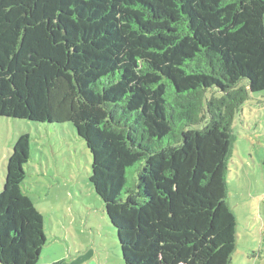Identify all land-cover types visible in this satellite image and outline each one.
<instances>
[{
	"label": "trees",
	"instance_id": "1",
	"mask_svg": "<svg viewBox=\"0 0 264 264\" xmlns=\"http://www.w3.org/2000/svg\"><path fill=\"white\" fill-rule=\"evenodd\" d=\"M262 91L264 0H0V117L72 124L124 264H232V127ZM30 155L23 136L0 264H38L48 243Z\"/></svg>",
	"mask_w": 264,
	"mask_h": 264
},
{
	"label": "rangeland",
	"instance_id": "2",
	"mask_svg": "<svg viewBox=\"0 0 264 264\" xmlns=\"http://www.w3.org/2000/svg\"><path fill=\"white\" fill-rule=\"evenodd\" d=\"M29 136L25 193L48 239L38 264H124L105 204L91 183L93 156L72 124L0 117V192L17 141ZM138 166L129 170L130 180ZM228 203L237 220L232 264H264V91L251 94L232 127Z\"/></svg>",
	"mask_w": 264,
	"mask_h": 264
}]
</instances>
